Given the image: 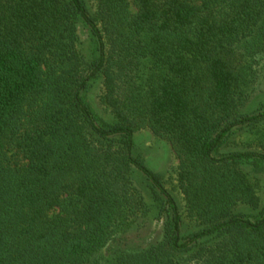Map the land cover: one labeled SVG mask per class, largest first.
<instances>
[{
	"label": "trees",
	"instance_id": "obj_1",
	"mask_svg": "<svg viewBox=\"0 0 264 264\" xmlns=\"http://www.w3.org/2000/svg\"><path fill=\"white\" fill-rule=\"evenodd\" d=\"M262 67L264 0H0V264H102L152 211L136 172L164 233L115 264H264V106L245 111ZM142 130L173 147L171 189Z\"/></svg>",
	"mask_w": 264,
	"mask_h": 264
},
{
	"label": "rangeland",
	"instance_id": "obj_2",
	"mask_svg": "<svg viewBox=\"0 0 264 264\" xmlns=\"http://www.w3.org/2000/svg\"><path fill=\"white\" fill-rule=\"evenodd\" d=\"M80 48L86 60L91 61L94 57V45L91 40V34L87 26L83 23L79 25ZM102 89V80L97 79L91 83V87L87 93V97L93 105L96 112L103 118L110 120L111 115L106 111L101 104L99 95ZM264 106V70L262 67L261 77L256 85V90L253 92L250 103L245 109L246 112H254ZM256 136L247 133L244 130L237 131L230 139V145L224 147V150L245 149L254 140ZM135 154L142 155L148 166L154 171L161 173L168 188L171 189V175L175 167L178 165V160L175 156L172 145L162 139L156 138L151 131L142 130L136 133L135 136ZM133 181L139 191L145 196L147 202L152 207V211L144 218L140 219L130 231L118 234L109 246L104 250V259L102 264H115L119 253L122 251L141 250L148 245L159 241L164 233V221L157 218V204L153 198L149 182L145 176L136 172L133 174ZM179 207L183 210V202L180 194L172 190ZM259 195L264 205V177L262 178L259 187ZM239 211L244 213H256L257 211L241 206ZM196 227L189 223H185L183 227L184 234H188L195 230Z\"/></svg>",
	"mask_w": 264,
	"mask_h": 264
}]
</instances>
